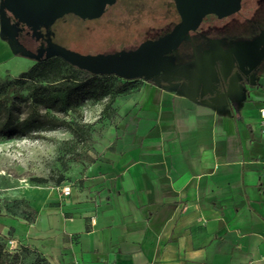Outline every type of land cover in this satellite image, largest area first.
<instances>
[{
	"label": "crops",
	"instance_id": "1",
	"mask_svg": "<svg viewBox=\"0 0 264 264\" xmlns=\"http://www.w3.org/2000/svg\"><path fill=\"white\" fill-rule=\"evenodd\" d=\"M140 80L79 179L22 191L32 222L0 215L9 250L49 264H264V77L218 98Z\"/></svg>",
	"mask_w": 264,
	"mask_h": 264
},
{
	"label": "trees",
	"instance_id": "2",
	"mask_svg": "<svg viewBox=\"0 0 264 264\" xmlns=\"http://www.w3.org/2000/svg\"><path fill=\"white\" fill-rule=\"evenodd\" d=\"M172 10V12H170ZM109 14V15H107ZM216 17L207 14L204 19ZM70 19L71 25L86 35L107 36L115 44L113 50L86 49L81 53L114 52L120 49H133L142 41L157 38L168 32L180 19L175 0H116L100 17L84 20L74 13H67L56 19L50 27L60 24L59 30H52V41L65 34ZM92 21L105 33L92 34L82 25ZM65 26V27H64ZM59 44V43H58ZM16 77L0 82V134L6 137H42L43 132L63 127L70 131L75 143L90 140L94 122L84 120L81 103L90 99L103 102L97 121L114 120L118 116L114 103L119 96L137 90L133 86L138 80L125 79L115 73L96 74L70 64L59 55L42 57ZM31 83L28 84L27 81ZM147 81L151 82L147 79ZM68 116V118H66ZM72 145L75 154V146ZM71 150H67L69 154ZM66 179L60 174L55 183ZM36 184L47 182L45 177H33ZM15 206L22 205L21 217L34 221L37 211L24 198L15 199ZM8 212L10 207L6 206ZM33 250L34 260H21V253ZM0 264H49L38 251L21 246L11 251L5 239L0 236Z\"/></svg>",
	"mask_w": 264,
	"mask_h": 264
},
{
	"label": "rangeland",
	"instance_id": "3",
	"mask_svg": "<svg viewBox=\"0 0 264 264\" xmlns=\"http://www.w3.org/2000/svg\"><path fill=\"white\" fill-rule=\"evenodd\" d=\"M257 0H243L242 9L236 14L238 17L251 13L255 8ZM172 12V10H170ZM109 15V14H107ZM224 20L229 18L224 17ZM221 22V21H220ZM67 29L65 34L55 38L57 43L79 51L86 49H107L113 50L115 44L107 36L84 35L74 29L70 19L66 18L64 22ZM92 21L82 25L84 29H89L92 34L105 33L98 29ZM64 26V27H65ZM60 24L57 23L51 27L52 30H59ZM56 43V42H55ZM34 61L20 54H14L6 37L0 35V82L5 79L16 77L21 71L27 70ZM260 77H264V61L260 69L254 74L253 82L243 83L240 87L246 89L248 86H259ZM31 83L30 80L27 81ZM140 78L133 84L139 86ZM176 86H179L176 84ZM136 90H133L134 92ZM245 91V90H244ZM130 92V93H132ZM129 94V93H128ZM126 95V94H125ZM123 96V95H122ZM103 102H94L90 99L81 103L80 109L84 120L94 122L93 135L90 140L77 142L73 145L72 134L63 127L43 132L42 137H6L0 134V215L7 216L11 214H20L23 206L13 204L15 199L21 195V192L28 190L42 191L49 190L56 185L55 179L63 174L69 181H76L86 167L99 156V148L102 139L105 137L106 128L112 123L104 119L97 121ZM68 118V116H66ZM75 146V154L73 152ZM71 150L69 154L67 150ZM33 177H45L47 182L36 184L31 179ZM6 206L10 207L8 212ZM6 241V239H5ZM10 244L6 246L10 249ZM12 248V247H11ZM36 254L33 250L21 253V260L30 262L34 260Z\"/></svg>",
	"mask_w": 264,
	"mask_h": 264
},
{
	"label": "water",
	"instance_id": "4",
	"mask_svg": "<svg viewBox=\"0 0 264 264\" xmlns=\"http://www.w3.org/2000/svg\"><path fill=\"white\" fill-rule=\"evenodd\" d=\"M115 1L0 0V35L7 38L14 54H20L30 59L39 60L43 56L59 55L70 64L92 73H115L125 79L142 78L147 80L148 69L159 66L165 61L167 52L177 48L182 41L189 40V32L198 27L205 15L215 14L217 17L222 18L236 12L241 6V0H175L180 19L170 31L158 38L144 40L133 49H120L108 53H81L50 40L47 41L46 47L38 48L34 52L9 38L17 33L20 28L16 26V23L10 22L8 12L17 22H22L29 27L33 35H38L40 26H49L64 14L74 13L84 20L98 18ZM5 29L9 32H5ZM227 54L229 64L233 67L235 56L230 51ZM218 56L212 55L209 58L210 60L205 63V68L208 69L211 65L215 68L218 65ZM219 64V72L224 76L222 63ZM246 82L240 80V87H243L242 84ZM186 92L192 98L203 97L202 94L197 95L193 92ZM230 92L232 91L226 92L223 97L229 96Z\"/></svg>",
	"mask_w": 264,
	"mask_h": 264
},
{
	"label": "flooded vegetation",
	"instance_id": "5",
	"mask_svg": "<svg viewBox=\"0 0 264 264\" xmlns=\"http://www.w3.org/2000/svg\"><path fill=\"white\" fill-rule=\"evenodd\" d=\"M242 5L243 0L239 10L224 16L228 20L217 16L204 19V16L198 27L189 32V40L167 52L159 66L148 69L147 79L160 85L178 84L184 91L213 98L240 88V80L252 82L264 61V0H257L251 13L238 17L236 14ZM8 16L10 22L20 28L9 37L13 42L35 52L46 47L48 40L52 41L50 26H40L39 34L33 35L29 27L17 22L9 12ZM5 32L9 31L5 29ZM228 51L235 56L233 67L227 59ZM212 55H219L218 65L206 69L205 63ZM220 62L224 76L219 72Z\"/></svg>",
	"mask_w": 264,
	"mask_h": 264
},
{
	"label": "built area",
	"instance_id": "6",
	"mask_svg": "<svg viewBox=\"0 0 264 264\" xmlns=\"http://www.w3.org/2000/svg\"><path fill=\"white\" fill-rule=\"evenodd\" d=\"M259 120H260V122L264 123V107H260L259 108ZM262 131L264 132V128L262 129ZM63 192L64 193H68L69 192V188L67 186H65L63 188Z\"/></svg>",
	"mask_w": 264,
	"mask_h": 264
}]
</instances>
